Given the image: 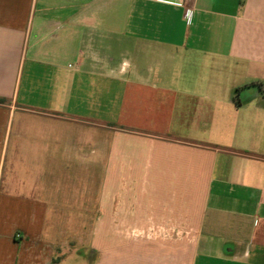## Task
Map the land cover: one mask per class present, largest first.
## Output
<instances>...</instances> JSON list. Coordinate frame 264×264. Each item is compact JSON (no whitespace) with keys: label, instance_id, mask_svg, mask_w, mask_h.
Segmentation results:
<instances>
[{"label":"crops","instance_id":"1","mask_svg":"<svg viewBox=\"0 0 264 264\" xmlns=\"http://www.w3.org/2000/svg\"><path fill=\"white\" fill-rule=\"evenodd\" d=\"M0 264H264V0H0Z\"/></svg>","mask_w":264,"mask_h":264},{"label":"rangeland","instance_id":"2","mask_svg":"<svg viewBox=\"0 0 264 264\" xmlns=\"http://www.w3.org/2000/svg\"><path fill=\"white\" fill-rule=\"evenodd\" d=\"M95 229H96V228H90V229H89V230H90V234L95 233ZM75 247H76V243L73 244V249H72V250H74ZM66 250H67V248H66ZM69 250H70V249H69Z\"/></svg>","mask_w":264,"mask_h":264}]
</instances>
